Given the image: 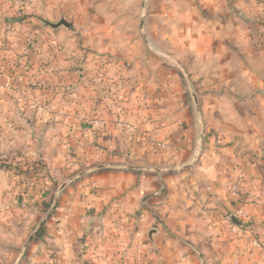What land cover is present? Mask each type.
Returning <instances> with one entry per match:
<instances>
[{"label": "crops", "instance_id": "0c3cea01", "mask_svg": "<svg viewBox=\"0 0 264 264\" xmlns=\"http://www.w3.org/2000/svg\"><path fill=\"white\" fill-rule=\"evenodd\" d=\"M21 1L0 3V264H264V0H146L88 35L23 27Z\"/></svg>", "mask_w": 264, "mask_h": 264}, {"label": "rangeland", "instance_id": "374dc122", "mask_svg": "<svg viewBox=\"0 0 264 264\" xmlns=\"http://www.w3.org/2000/svg\"><path fill=\"white\" fill-rule=\"evenodd\" d=\"M4 0H0V3L3 5ZM55 3L49 4V10L45 12H40L39 8L42 7L39 4V0H22L19 7L26 14L22 16V18H13L14 21L18 19L21 22L23 27H43L54 29L48 25V22L56 23L62 19L67 20L70 23V27L83 28L84 34H89V27L94 23V26H97L98 32L101 27L105 24H116L118 25L119 31H126L131 26H138L139 16H137L138 11L142 12L144 9V4H146V0H53ZM144 1V3H143ZM98 2V3H97ZM43 3V7L45 5V1ZM0 4V7L2 5ZM94 4V5H93ZM96 4L98 6L96 7ZM96 7V8H95ZM107 9H115L116 13L113 15L107 16ZM97 10L102 11L103 13H99L97 15ZM3 12L0 10V13ZM92 12V15H91ZM2 14V13H1ZM136 14V15H134ZM6 19V18H5ZM3 16L0 15V25L3 24L6 20ZM93 26V25H92ZM66 26H61L64 30L66 28H70ZM78 30V29H75ZM96 28L93 29V32ZM132 33L121 34L123 36H131ZM76 44L79 45V42H83V35L76 32ZM137 35V33L135 34ZM134 35V36H135ZM142 37V36H140ZM132 38V37H130ZM129 39V37H128ZM40 40V39H39ZM14 49H18L16 46ZM3 50V49H2ZM110 58L111 60H109ZM37 59L36 57L34 58ZM117 58L108 57L107 60L110 61L109 64L111 67L118 65L119 63L115 60ZM19 62V61H18ZM14 64V71H17L19 75H27L30 77H34L36 75L35 67L32 63H21ZM119 66V65H118ZM26 72H25V70ZM119 69V68H118ZM31 72V74H29ZM34 80V79H33ZM36 80V79H35ZM34 80V81H35ZM37 82L34 83V86H37Z\"/></svg>", "mask_w": 264, "mask_h": 264}, {"label": "water", "instance_id": "95a60500", "mask_svg": "<svg viewBox=\"0 0 264 264\" xmlns=\"http://www.w3.org/2000/svg\"><path fill=\"white\" fill-rule=\"evenodd\" d=\"M48 25H50L51 27L54 28H58L61 26H66V27H70V23L67 22V20L62 19L56 23H51L48 22ZM56 205V201H53V203L51 204L48 212L45 214V216L40 220V222L38 223V225L36 226V228L34 229L33 233L31 234L30 238L28 239V241L26 242V245L24 247V249L22 250V253L24 252V250L26 249L27 245L32 241V239L35 237V235L39 232V230L41 229V227L44 225V223L49 219V217L51 216L54 208ZM237 225L239 226H243L244 223L241 222L236 216H232L231 218Z\"/></svg>", "mask_w": 264, "mask_h": 264}, {"label": "built area", "instance_id": "2783aa9c", "mask_svg": "<svg viewBox=\"0 0 264 264\" xmlns=\"http://www.w3.org/2000/svg\"><path fill=\"white\" fill-rule=\"evenodd\" d=\"M21 203H22L21 207H25L27 205L26 202H24V201H22Z\"/></svg>", "mask_w": 264, "mask_h": 264}, {"label": "trees", "instance_id": "16d2710c", "mask_svg": "<svg viewBox=\"0 0 264 264\" xmlns=\"http://www.w3.org/2000/svg\"><path fill=\"white\" fill-rule=\"evenodd\" d=\"M7 167H8V166H7ZM7 167H6V168H7ZM52 201H53V197L51 198V200H50L49 204H51V203H52Z\"/></svg>", "mask_w": 264, "mask_h": 264}]
</instances>
